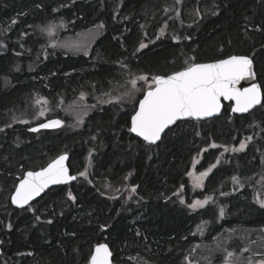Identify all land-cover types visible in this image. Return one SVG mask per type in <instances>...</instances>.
<instances>
[{
	"label": "trees",
	"instance_id": "16d2710c",
	"mask_svg": "<svg viewBox=\"0 0 264 264\" xmlns=\"http://www.w3.org/2000/svg\"><path fill=\"white\" fill-rule=\"evenodd\" d=\"M194 9L202 15L195 18ZM59 19L68 35L102 25L90 54L47 47L39 27ZM233 54L252 58L264 104V0H0V264H88L102 242L112 264H188L195 244L210 243L225 229L264 228L252 178L264 173V107L238 115L224 102L219 116L180 120L156 145L128 132L142 92L128 108L121 102L93 111L79 129L33 132L37 122L18 120L35 96L68 101L106 91L130 72L169 74ZM249 135L244 149L217 160L221 148L213 143L235 146ZM62 153L71 174L90 155L93 180L124 182L130 175L138 202L102 195L77 175L70 186L13 207L10 196L23 173ZM201 154L199 170L216 167L191 194L187 172ZM234 177L243 184L230 191ZM203 197L211 201L189 207Z\"/></svg>",
	"mask_w": 264,
	"mask_h": 264
},
{
	"label": "snow or ice",
	"instance_id": "6c2138e0",
	"mask_svg": "<svg viewBox=\"0 0 264 264\" xmlns=\"http://www.w3.org/2000/svg\"><path fill=\"white\" fill-rule=\"evenodd\" d=\"M48 31L51 34V27ZM146 46L141 43L140 48ZM254 76L253 60L248 56L237 55L212 63H188L182 70L154 76L143 98L138 101V108L131 116L128 132L142 138L147 145H156L162 140L165 130H171L170 126L177 121L187 118L201 120L220 113L222 100L235 102L234 106H231V111L234 113H246L256 105L264 107L260 86L253 83L250 87H237L240 81L254 78ZM139 79L148 82L146 76H141ZM136 83L135 79L131 81L134 89ZM40 115L43 116L44 112L41 111ZM60 123L59 120H53L50 123H42L39 127L46 129ZM30 130L35 132L39 129ZM212 147L216 145L213 144ZM244 147L245 145L241 143L240 149H233V151L242 150ZM67 159V155H60L40 171H28L16 185L11 202L20 208H24L25 205L30 206L29 202L50 185L67 184L76 180L77 177L70 175L69 168L65 165ZM214 167H216L215 164L211 165L208 171L201 172L198 177H195L197 187L202 186L203 178L208 176ZM79 175L86 176V171L80 172ZM189 175L192 176L193 173ZM233 179L234 182H238L235 177ZM135 190V188L132 189L133 192ZM69 198L73 201L76 199L70 192ZM207 202L208 200H197L189 207L196 209L203 207ZM259 203L261 207H264V200H259ZM222 214L223 209H221ZM101 227L103 229L107 226ZM232 255V253L228 254L225 264H233ZM111 256L109 246L106 243H99L91 252L88 264H111ZM261 264H264V261H261Z\"/></svg>",
	"mask_w": 264,
	"mask_h": 264
},
{
	"label": "rangeland",
	"instance_id": "374dc122",
	"mask_svg": "<svg viewBox=\"0 0 264 264\" xmlns=\"http://www.w3.org/2000/svg\"><path fill=\"white\" fill-rule=\"evenodd\" d=\"M167 11H170V8L167 9ZM173 13L175 15L176 11L172 12L170 15L172 16ZM190 13L193 14L195 18H197L198 15H202V11L200 9L191 10ZM65 25V21L59 19L49 21L43 26L39 27L42 33L46 36L48 42L47 47L63 50L66 53L74 55L85 54V52H87L88 55L90 54L91 46L93 45L94 41L103 31L101 25H96L92 28L68 35L64 32ZM50 27L51 34H49L48 31ZM143 44L147 45L148 43ZM130 73L131 74L125 77L122 82H111V86L106 91L93 92L92 94L81 92L73 99L68 101L64 100L63 98L49 100L44 97L35 96L31 99L28 110H25L21 118L18 120L22 122L41 123L46 120L59 118L62 121L63 127L65 126L73 129H79L93 111L100 109L104 105H113L123 102L124 108L131 106V103L137 101L139 94L141 92H145V90L148 88V84L151 83L152 77H154L144 73ZM141 76L148 77V82L146 83L145 81L140 80L139 77ZM134 79L137 81L135 89L131 84V81ZM41 111L44 112L43 116L40 115ZM251 140L252 136L249 135L244 137L235 146H220L213 143L216 145V147L221 148L220 158L217 160L220 161V159L225 154L234 152L233 149H240L241 143H243L246 147ZM208 149L209 148H206L205 150ZM225 149H227V151H225ZM201 160L202 154L196 156L187 172V179L190 187L189 191L191 194L202 188L208 177L206 176L203 178L202 186H196L195 177H198L201 172L208 171L210 167L209 166L204 170H199L197 167ZM91 162L92 160L89 155L86 159L85 167L81 171H86V176L82 177L78 174V177H81L84 180L96 185L102 195L112 199L119 198L126 205L138 202L137 188L129 182L130 175L124 180V182L120 180L115 182L105 178H96L95 176H93V180L91 177ZM189 173H193V175L190 176ZM252 178L255 179V199L257 203H259V200H264V195L262 193L264 192V173ZM236 181L238 182H234V179H231L230 185L232 186H230V191L240 187L243 184L241 179L236 178ZM133 188L136 189L135 192L132 191ZM209 198L210 197L192 198L189 205L196 202L197 200H208V202H210L211 198ZM181 200L185 201L186 197L181 195ZM206 204H204L203 207ZM198 208L201 207H197L196 209ZM205 227L206 223L201 224L197 228L196 233H201ZM229 253L233 254L231 257L233 264H261V261H264V228L237 227L233 229H225L222 233L217 235L212 242L195 244L189 252L187 263L225 264L226 257Z\"/></svg>",
	"mask_w": 264,
	"mask_h": 264
},
{
	"label": "water",
	"instance_id": "95a60500",
	"mask_svg": "<svg viewBox=\"0 0 264 264\" xmlns=\"http://www.w3.org/2000/svg\"><path fill=\"white\" fill-rule=\"evenodd\" d=\"M233 55H237V56H248V55H239V54H233ZM233 55H230V56H233ZM230 56H228V57H230ZM228 57L221 58V59H226V58H228ZM248 57L251 58L250 56H248ZM251 59H252V58H251ZM218 60H220V59H218ZM215 61H217V60H214V61H207V62H196V63H212V62H215ZM180 70H182V69H180ZM178 71H179V70H178ZM253 71H254V73H255L254 78H249V79H245V80L240 81V83L237 85V87H240V88L250 87L253 83H255V84H257L258 86H260V83H259V81H258V79H257V74H256V71H255L254 63H253ZM172 73H173V72H172ZM169 74H171V73H169ZM160 75H166V74H158V75H155V76H160ZM260 88H261V86H260ZM146 90H147V89H146ZM146 90H145V92H146ZM145 92H144V93H145ZM144 93H143V95H144ZM143 95L140 97V99L143 98ZM261 97H262V102H263V93H262V89H261ZM140 99H139V100H140ZM139 100H138V101H139ZM224 102H228V103L231 102V103H232L231 106H234V103H235L234 101H226V100H222V101H221V103H222V109H221V112L218 113V114H216V115H214L213 117L219 116V115L223 112V109H224ZM258 106H260V105H256L255 107H253L252 109H250V110H249L248 112H246V113H234V112H232L231 110H230V111H231L232 114H238V115H240V114H247V113H249L251 110H253L254 108H256V107H258ZM136 108H138V102H137ZM133 114H134V112L132 113V115H133ZM132 115H131V116H132ZM213 117H208V118H204V119H201V120L210 119V118H213ZM187 119H194V118H187ZM53 120H59L61 123H60L59 125H57V126H52V127L46 128V129H56V128H59V127L62 125V121H61V119H59V118H54V119H50V120H46V121H44V122L38 123V124H36L35 126L31 127L30 129H32V128H37V129H39V130H40V129H45V128H40V127H39L40 124H42V123H50V122L53 121ZM130 120H131V117H130ZM184 120H186V119H184ZM194 120H196V119H194ZM179 121H180V120H179ZM177 122H178V121H177ZM172 126H173V125H172ZM170 127H171V126H170ZM166 131H167V129L165 130V132H166ZM131 134L135 136L134 133H131ZM164 134H165V133H164ZM164 134H162V137H163ZM135 137H136V136H135ZM136 138L142 140V138H140V137H136ZM142 141H143V140H142ZM158 142H159V141H158ZM158 142H157V143H158ZM60 155H67V156H68V159H69V155H68L67 153L59 154V155H57L56 157H54L53 159H51V160H50L45 166H43V167H41V168H39V169H36V170H26V171L23 173V176H24L28 171H40L41 169L47 167V165H48L52 160L58 158ZM68 159L65 161V165H66L67 167H68ZM68 168H69V167H68ZM69 174L77 177L76 174H71V173H70V169H69ZM22 178H23V177H22ZM22 178H20V179H22ZM19 181H20V180H19ZM19 181L16 183V185L19 184ZM74 181H75V180H74ZM74 181H70L69 183H72V182H74ZM69 183H67V184H69ZM16 185H15V187H16ZM61 185H65V184H61ZM56 186H60V185H50L49 188L45 189L44 192H42L39 196L35 197V198H34L32 201H30L29 203L31 204L32 202L36 201V200L39 199L42 195H44L45 192H47L50 188H54V187H56ZM14 191H15V188H14V190H13L11 196L14 194ZM11 196H10V202H11ZM11 204H12L13 207L20 209V207H18L17 205L13 204L12 202H11ZM26 206H28V205H25L24 207H26ZM102 243H105V242H102ZM98 244H99V243H98ZM106 244H107V243H106ZM96 245H97V244H96ZM96 245H94L92 251H94V248H95ZM107 245H108V244H107ZM108 246H109V245H108ZM109 249H110V247H109ZM110 251L112 252L111 249H110ZM89 258H90V257H89ZM111 264H112V256H111Z\"/></svg>",
	"mask_w": 264,
	"mask_h": 264
},
{
	"label": "flooded vegetation",
	"instance_id": "af4514ba",
	"mask_svg": "<svg viewBox=\"0 0 264 264\" xmlns=\"http://www.w3.org/2000/svg\"><path fill=\"white\" fill-rule=\"evenodd\" d=\"M70 172H71V171H70ZM78 174H79V173H78ZM78 174H76V175H78ZM22 177H23V176H22ZM69 184H71V183H69ZM69 184H65V185H69ZM60 186H61V185H60ZM69 186H70V185H69ZM56 187H58V186H56ZM50 189H52V188H50ZM50 189H49V190H50ZM72 196H73V195H72Z\"/></svg>",
	"mask_w": 264,
	"mask_h": 264
},
{
	"label": "bare ground",
	"instance_id": "6f19581e",
	"mask_svg": "<svg viewBox=\"0 0 264 264\" xmlns=\"http://www.w3.org/2000/svg\"><path fill=\"white\" fill-rule=\"evenodd\" d=\"M232 105V104H231Z\"/></svg>",
	"mask_w": 264,
	"mask_h": 264
}]
</instances>
